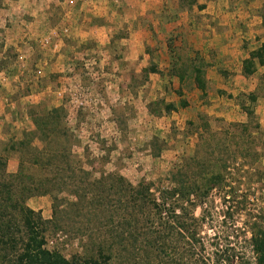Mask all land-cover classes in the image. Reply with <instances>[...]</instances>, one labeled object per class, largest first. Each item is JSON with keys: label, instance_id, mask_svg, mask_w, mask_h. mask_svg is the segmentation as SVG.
Instances as JSON below:
<instances>
[{"label": "trees", "instance_id": "obj_1", "mask_svg": "<svg viewBox=\"0 0 264 264\" xmlns=\"http://www.w3.org/2000/svg\"><path fill=\"white\" fill-rule=\"evenodd\" d=\"M193 5L204 7L199 0H178L177 9ZM177 9L164 17L176 18ZM260 16L264 24V5ZM170 51L177 53L170 70L178 72L182 81L193 75L194 84L202 88L200 55ZM260 67H264V43L250 50L242 63V74L256 77L255 89L228 95L245 120L199 112L196 123L188 122L198 135L194 153L169 170V185L156 188L144 179L134 185L122 175L99 172L95 176L85 167L94 168L93 161L85 158L84 162L73 151L79 140L64 123L65 109L29 104L33 128L3 148L5 153H18L19 163L10 173L0 166V264H249L234 243L246 232L255 264H264V211L247 208L238 181L253 177L260 181L264 175V127L254 110L258 99L264 98ZM149 71L156 68L143 70ZM180 103L186 105L183 99ZM150 106L155 115L175 108L173 103ZM157 141L152 140L154 155L160 152L153 145ZM4 161L0 156L1 164ZM213 194L224 205L222 223L236 216L242 219L241 227L233 226L235 240L227 229L212 235L204 230L214 228ZM35 196L50 197L49 219L27 205ZM197 207L200 215L195 214ZM63 229L78 240L69 253L47 246V235Z\"/></svg>", "mask_w": 264, "mask_h": 264}, {"label": "crops", "instance_id": "obj_2", "mask_svg": "<svg viewBox=\"0 0 264 264\" xmlns=\"http://www.w3.org/2000/svg\"><path fill=\"white\" fill-rule=\"evenodd\" d=\"M63 1L0 0V61L3 62L0 68L1 138L9 135L15 128H19L21 132L31 130L33 123L27 113V106L37 103L52 102L55 106H62L66 111V127L79 131L87 124L86 121L92 120L88 114L82 119L77 114L79 109L96 111L100 110V106L110 107L113 101L111 95H119L121 90L127 89L135 93L136 100L140 96L144 115L145 112L155 115L150 111V105L154 102L173 103L174 109L169 112L162 110V114L155 115V118L177 120L175 123L181 125V129L190 119L188 115H184L192 100L190 98L196 99L198 109L208 114L232 120L245 119L234 100L223 97L235 96L241 91H252L257 85L255 76L246 77L242 74V63L250 50L264 43V24L260 16L264 0L259 6L254 5L256 0H199L204 5L203 8L193 5L190 9L180 10L177 9L178 0H123L126 5L119 6L117 3V8L111 13L113 23L82 20L76 27L81 38L72 40L71 44L68 40H62L64 47H68L70 56L63 52L55 54L52 48L57 41L54 16L60 17L59 9H62ZM175 9L176 18L168 20L164 17ZM81 10L80 8L78 11ZM130 10L134 17L126 16ZM78 11L73 10V13ZM102 15L100 19H104L106 12ZM85 19L87 20L86 17ZM44 37L49 38L50 42L46 46L38 44L37 49L33 42L39 43ZM77 48L81 50L76 51ZM170 48L178 53L186 50L190 57L200 55L201 75L205 80L202 88L194 84L193 75L182 81L178 72L170 70L172 60L177 55L174 51L171 53ZM13 49L23 51L26 57L24 63L17 68L14 67ZM60 59L64 62L60 63ZM77 59L89 65L134 62L140 66L138 65L139 69L135 66L130 77L133 74L139 81L135 86L132 82L129 87L123 88L120 81L122 83L126 76L118 69L119 65L114 70L105 71H92V67L91 72H88L89 82L100 76L103 81L97 89L93 86V81L90 84L82 82L81 74L71 65ZM148 66H154L156 71L144 73V68ZM52 76L59 80L58 86L51 84L49 79ZM83 89L87 91V97L82 101L84 104L73 111L70 107L71 94H77L78 90ZM144 91L169 97H153L152 102H147L143 96ZM52 95L57 98L54 103L51 101ZM181 99L186 101L185 106L180 103ZM18 111L23 114L22 121L13 120ZM167 127H170L169 123ZM152 134L156 136L155 133Z\"/></svg>", "mask_w": 264, "mask_h": 264}, {"label": "rangeland", "instance_id": "obj_3", "mask_svg": "<svg viewBox=\"0 0 264 264\" xmlns=\"http://www.w3.org/2000/svg\"><path fill=\"white\" fill-rule=\"evenodd\" d=\"M262 1L263 0H256L254 2V5L259 6ZM63 2L64 3H62L61 5L62 9H59L61 11L60 17L55 18L54 16L55 24H53V26H55V38L57 39V41L55 42V45H52V42L50 45H52V48L54 49L53 52H55V54L63 52L64 54L69 56L70 52L68 50V47H64L62 40H68V42H70L71 44L72 40L81 38L77 34L78 31L76 30V27L80 25L82 20L91 23H113L114 20L111 13L117 8V3L119 6L126 5V2H124L123 0H118V2L115 0H98L96 2L95 0H64ZM262 7L263 6L261 5V8ZM80 8L82 10L78 11ZM73 10L74 12L78 11V13L74 14ZM104 12H106V16L104 17V19H100L101 16H103L102 14ZM130 15L131 17L135 16L132 15L131 10L126 16L130 17ZM84 17H86L87 20L89 18V21H87L86 19L84 20ZM75 23L77 24L76 26ZM65 28H67L66 31ZM44 39L45 37L41 39L39 43L37 41L35 43L33 42L37 49L39 48L38 44L46 46L47 43L50 42L49 38H46L47 42H45ZM90 42L91 40L88 41V43ZM13 50L14 51H12V56L13 61H15L14 67L17 68L18 65L24 63L26 57L23 51H17L16 49ZM75 50L80 51L81 49L77 48ZM36 53H34V56H37ZM20 55L21 58L19 57ZM59 62H64V60L60 59ZM71 65H74L78 73L81 74V80L84 84H90L93 81V86L97 89L101 87L103 81L102 79H100V76L99 78L94 80L90 79L91 82H89L88 78H90V75L88 74V72H91L90 68L92 67V71H105L106 69L114 70V68L119 65L120 67L118 69H121V73H124L126 76L122 83L120 81V86L123 88L129 87V84L132 82V85L135 86L139 81V79L135 78L133 74L130 77L132 70H134L135 66H138L139 64L130 61L121 64L93 63L92 65H89L88 63L83 62L81 59H77L73 61V64ZM139 66L137 67V69H139ZM37 69L38 67L36 68V70ZM263 70L264 69L260 67L258 73L263 72ZM56 75L58 76V73H56ZM56 79L57 78H55V76H52L49 80L51 81V84L58 86L59 80L57 81ZM121 92L122 93L119 95H111L110 98L113 101L110 107L106 105L102 107L100 106V110L95 109L96 111H87L85 109H79L77 111V114L81 116L82 119H84L86 117V114H88L92 120H85L87 124H84L79 129V131L74 130L75 134L79 133L80 135H77V139L79 141L77 145L73 146V151L76 154L80 155V158H82L84 162H86L85 158H88L87 160L89 162L93 161L94 168L88 164H85V167L92 170L95 176H98L100 174L99 172H104V174L122 175L134 185L137 184L141 179H144L147 182H152L154 184V188H156L159 184L165 186L169 185V182L167 181V174L169 170L174 165H182L184 162V158L191 156L196 149L198 135L193 131V127L188 125V122L195 121L196 123L197 115L199 112L202 113V110L198 109V105L196 106V99L190 98L192 100L190 101L188 108L184 112V115H188L190 119L183 125V129H181V125H177L175 123L177 120H161L158 119V117L155 118V115H150V113L148 112H145V115L142 114L143 109L140 96H137L138 99L136 100L135 93L132 90H121ZM78 93H70L72 95L70 107L73 111L78 107H81L84 104L82 103V101L87 97V91L84 89L78 90ZM143 96L144 99L146 98L145 100L147 102H152V100L154 99L151 98L153 97H157L160 99L169 97L168 95L164 94H148L146 91L143 92ZM51 97L53 98L51 99V101H53L54 103L57 98H55L54 95H52ZM223 98L229 99L228 96H224ZM231 99L234 100V98ZM49 104L53 105L52 102H50ZM225 107L229 108L228 105H225ZM104 109L108 111L106 112ZM254 110L261 125L264 127L263 97H260L258 99L255 104ZM91 115H93V117H91ZM22 116V112L18 111L16 116H13V120L22 121ZM223 118H225L226 120H232L229 119V117ZM167 123H169L170 127H167ZM5 130L7 131V129H4V131ZM152 133H155L156 136H154ZM21 137L22 132L19 128L13 129V131L10 132L7 136H4L2 138L0 137V156H3L5 158L4 164H1L0 162V166L4 168L5 172L10 173L17 170L19 155L14 151L5 153L3 152V148L10 141L18 140ZM154 138L158 140V143L156 142L153 145L156 148H160L156 150L160 151L157 152V155H154V151L152 149V140ZM148 148L150 149V151H148ZM261 162L264 166V159ZM258 180L259 179H256V177L246 180L238 179L239 183L241 184L240 192L247 196V208L254 213H258L259 210L264 211V175L262 176V179H260V181ZM213 198L214 202L211 207V218L213 221L211 225L214 228L213 230L208 228L204 230L212 235L214 231L221 232L222 230L227 229L229 232L233 231V237V235L235 234V228H233V226L241 227L242 219L236 216L233 218V221L229 219L227 223H222L221 211L224 208V205L221 202V199L216 194H213ZM27 205L36 211H40L42 217L45 219H49L52 216L51 199L49 196L32 197L27 200ZM195 214H201L200 207L196 208ZM240 236L241 237L237 242L234 241L235 246L239 248L240 252L245 255V258L248 260L249 264H255L252 248L248 244L249 232H246L245 235L241 234ZM47 238V246L49 248H58L64 253L73 251L76 247V244H78V240L75 239L74 235L71 232L65 231L64 229L61 230V232L58 231L57 233L50 232L47 235ZM235 239L236 238L233 237L231 240Z\"/></svg>", "mask_w": 264, "mask_h": 264}, {"label": "built area", "instance_id": "obj_4", "mask_svg": "<svg viewBox=\"0 0 264 264\" xmlns=\"http://www.w3.org/2000/svg\"><path fill=\"white\" fill-rule=\"evenodd\" d=\"M71 2H72V1H71ZM66 30H67V28H65V31H66ZM44 40H45V42H47V39H46V38H45ZM19 57L21 58V55H20Z\"/></svg>", "mask_w": 264, "mask_h": 264}]
</instances>
